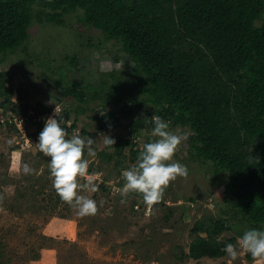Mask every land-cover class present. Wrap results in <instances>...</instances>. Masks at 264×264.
<instances>
[{
  "label": "trees",
  "instance_id": "trees-1",
  "mask_svg": "<svg viewBox=\"0 0 264 264\" xmlns=\"http://www.w3.org/2000/svg\"><path fill=\"white\" fill-rule=\"evenodd\" d=\"M263 12L264 0H0V61L18 49L24 51L33 23L96 32L95 40L84 37L87 53L106 54L102 49L108 43L114 45V64L121 53L130 64L129 72L101 74L96 86L84 80L80 84L66 81L59 72L55 87L65 84L56 102L73 99L78 103L72 111L75 115L84 113L93 101L101 108L117 105L121 99L130 102L127 113L133 109L135 117L124 126L111 153L96 154L104 163L112 162L117 177L137 162L143 145L154 139L148 137L153 115L169 122V129L189 133L188 157L207 166L215 179H224L219 205L226 209L215 217L194 220L188 230L192 239L187 252L180 255L191 260L218 259L225 254V245L233 244L244 231L264 230V23L254 25ZM68 16L75 18L76 26L65 24ZM76 33L77 38L83 35L79 29ZM64 58L76 64L75 56ZM127 74L134 77L137 101L131 99L129 87H123ZM10 79L11 74L0 71V110L24 115L28 107L11 101ZM32 111L44 119L50 112L39 104ZM70 112L63 108L55 117L62 121L66 138L77 127L75 119L70 122ZM44 119L26 134L31 142L38 139ZM94 119V130L82 127L81 137L94 139L99 132L109 135L110 127H118L111 111ZM141 135L142 147L137 149ZM99 171L100 166L89 163L88 173ZM105 182L98 187L108 193ZM124 182L117 186L122 188ZM129 197L131 209L136 202L144 203L139 194ZM185 201L192 204L195 200L188 197ZM165 209L163 219L172 215ZM179 209L184 210L183 206ZM224 232L232 236L219 240Z\"/></svg>",
  "mask_w": 264,
  "mask_h": 264
},
{
  "label": "rangeland",
  "instance_id": "rangeland-1",
  "mask_svg": "<svg viewBox=\"0 0 264 264\" xmlns=\"http://www.w3.org/2000/svg\"><path fill=\"white\" fill-rule=\"evenodd\" d=\"M73 16L64 17L65 24L68 22L76 26ZM263 21L264 12L254 25L259 26ZM78 29L83 34L80 38L76 37ZM76 30L64 26L31 25L24 51L18 49L0 61V71L11 74L12 102L26 105L31 110L39 104L49 108L47 115L55 108L59 109L58 114L63 108L72 112L78 106L73 99L61 98L56 102L59 99L58 90L65 84L63 82L55 87L59 72H63L66 81L80 84L84 80L96 86L101 74L111 70L130 71V64L123 60L121 53L117 54L120 59L114 64L115 47L112 44L108 43L102 49L106 50V54L87 53L84 37L95 40L98 34L90 30L85 32L82 28ZM68 56H75V65H70L64 58ZM124 77V89L129 87L131 94H128L137 101L140 96L133 86L134 77L128 74ZM104 78L108 80L107 76ZM85 108L82 114L70 112V122L76 120L75 132L82 127L92 132L95 128L94 117L111 111L118 120V127H110L108 134L115 140L123 134L124 126L135 117L133 109L127 113L130 102L126 99L104 108L93 101ZM33 130L34 127L28 128L29 132ZM169 130L186 132L180 128ZM100 134L103 133L99 132V136L94 138L96 154L99 151L111 153L112 147L103 146ZM142 136L137 149L142 147ZM37 140L25 147L15 133L0 128V264H228L226 253L218 259L199 260L185 259L180 255L186 254L192 239L188 236L192 222L208 215L215 217L225 208L219 205L224 179L220 176L215 179L207 166L190 160L186 141L179 146L173 160L187 167V177L171 182L161 200L163 205L155 204L151 210L148 207L146 210V206L138 202L131 209L132 198L129 196L125 203H121L117 183L124 180L122 174L125 170L117 177L112 170V162L104 163L102 156L90 157L85 150V159L92 166H100L99 172L89 174L95 177L97 185L105 179L104 185L109 187V191L106 193L98 187L95 193H82L97 202L98 212L94 216L80 218L60 198L57 200L47 167L49 158L45 157V160L39 157L34 146ZM18 163H27L36 170L35 173L24 175L18 172ZM188 197L195 201L188 204L185 201ZM180 206L184 208L182 212ZM165 207L172 212L167 219H163ZM231 236L232 233L224 232L218 239L226 240ZM247 255L250 254H241L233 264H255L251 255L250 259L246 258Z\"/></svg>",
  "mask_w": 264,
  "mask_h": 264
},
{
  "label": "clouds",
  "instance_id": "clouds-1",
  "mask_svg": "<svg viewBox=\"0 0 264 264\" xmlns=\"http://www.w3.org/2000/svg\"><path fill=\"white\" fill-rule=\"evenodd\" d=\"M122 67V65H121ZM54 109V116L48 117L38 140L34 144L36 150L49 158L48 170L54 189L60 201L72 208L77 217L94 216L98 212L97 202L89 195L95 193L98 185L95 177L88 173L89 160L84 158L85 150L90 157L96 156L94 145L96 141L91 137H81L74 132L70 138L61 126ZM154 125L151 142L145 143L139 152L137 162L123 172L124 184L117 192L125 203L130 194H139L149 210L161 202L164 192L171 182L177 178H186L187 167L173 160L179 146L188 139L187 132H173L169 130V122L160 116L153 115ZM104 147H113L115 139L107 134H100ZM11 143V141H9ZM17 171L24 175L35 173V169L27 163L17 165ZM103 201L101 202V206ZM228 264H233L241 254H250L255 264H264V230L249 229L238 238L236 244H226Z\"/></svg>",
  "mask_w": 264,
  "mask_h": 264
},
{
  "label": "built area",
  "instance_id": "built-area-1",
  "mask_svg": "<svg viewBox=\"0 0 264 264\" xmlns=\"http://www.w3.org/2000/svg\"><path fill=\"white\" fill-rule=\"evenodd\" d=\"M53 116H54V112H51L49 115H46L44 119V117H42L41 115H35L31 109H28L24 115L23 114L16 115L8 111L3 112L2 110H0V128H7V129L12 128L16 132V135L22 139L21 143L23 144V146L26 147L31 144V141L26 137V134L29 133L28 128L34 127V125L39 121H41L42 119H44L45 122V120L48 117H53ZM145 206H146V210H148L147 209L148 206L145 203H143V207ZM133 207L136 206L134 205Z\"/></svg>",
  "mask_w": 264,
  "mask_h": 264
}]
</instances>
